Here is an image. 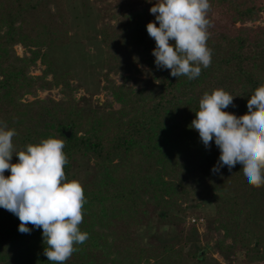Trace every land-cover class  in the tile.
Instances as JSON below:
<instances>
[{
    "label": "trees",
    "instance_id": "obj_1",
    "mask_svg": "<svg viewBox=\"0 0 264 264\" xmlns=\"http://www.w3.org/2000/svg\"><path fill=\"white\" fill-rule=\"evenodd\" d=\"M138 1V8L103 24L99 32L110 68L123 74L133 64L146 66L138 71L144 79L137 80L136 90L128 87L130 77L116 85L106 75L111 100L81 113L72 93L64 90L61 105L38 99L21 102L25 94L34 97L54 86L46 80L49 71L31 77L28 69L70 41L60 0H0V121L16 130L13 153L42 139H62L66 180L79 181L86 199L79 228L88 238L74 245L78 250L64 264H205L214 251L237 264L264 262V185H247L239 164L231 172L224 166L213 173L219 149L211 141L205 148L191 128L205 92L223 89L234 96L222 111L239 117L248 112L249 96L264 86V23L253 25L261 19L264 0H209L206 44L211 63L192 80L155 66V41L146 31L155 19L149 12L155 0ZM12 15L8 32H3L5 18ZM18 19L20 27L15 26ZM14 26L27 29L25 39L37 47L29 58H17L11 50ZM192 177L200 188L197 193L190 186ZM194 195L205 196V209L212 208V246L200 243L189 221L198 219L189 216ZM153 217L159 229L182 230L170 244L141 248L129 233L139 227L150 230ZM19 224L15 215L0 208V263L52 264L43 254L47 244L42 230L29 224L31 232L20 233Z\"/></svg>",
    "mask_w": 264,
    "mask_h": 264
},
{
    "label": "clouds",
    "instance_id": "obj_2",
    "mask_svg": "<svg viewBox=\"0 0 264 264\" xmlns=\"http://www.w3.org/2000/svg\"><path fill=\"white\" fill-rule=\"evenodd\" d=\"M209 8V0H155L149 9L155 19L147 23L146 31L155 41L151 54L158 69L192 80L210 65L212 51L206 44ZM249 97L248 112L237 117L222 111L232 105L234 96L223 89L205 92L191 128L205 148L211 141L219 149L213 173L224 166L231 172L239 164L244 182L259 188L264 185V86ZM16 135L14 128L0 121V208L19 219L20 233L29 234V224L41 229L47 244L44 256L52 264H64L78 250L74 245L88 238L79 228L86 203L83 188L77 180H66L63 167L68 161L62 139H42L14 154L12 138ZM13 156L16 163L10 162Z\"/></svg>",
    "mask_w": 264,
    "mask_h": 264
},
{
    "label": "rangeland",
    "instance_id": "obj_3",
    "mask_svg": "<svg viewBox=\"0 0 264 264\" xmlns=\"http://www.w3.org/2000/svg\"><path fill=\"white\" fill-rule=\"evenodd\" d=\"M138 2V0H60L62 15L64 14V22L67 26L66 34L70 41L64 47L48 50L50 55L46 58V62L43 63L39 58L36 60L35 65L30 66L28 69V74L31 77H39L42 73L49 71L45 77L54 86L49 91H38L34 97L25 94L21 102L32 103L38 99L40 101L51 100L55 104L61 105L65 99L64 90L72 93L76 110H82L81 113L86 112V110L93 111L102 106L108 99L111 100L106 90L109 87L105 79L106 75L116 85H121L123 79H129L128 77H130L128 87L137 90V80H142L145 77L144 74L138 71L146 70V66L133 64L131 71L123 74L112 70L109 65L111 59L109 60L107 57L106 47L100 41L102 35L99 30L103 24L114 23L129 8L133 10L138 8ZM12 18H14V15L5 18L6 24H3V32L5 29L6 33L8 32L7 26L10 22H13ZM14 22L16 27H20L21 19ZM263 23L264 11L261 14V19L253 23V25H263ZM15 26L13 28L15 30V42H13L11 50L14 51L17 58H29L37 50V47L25 39L28 36L27 29H19ZM233 26L238 28L240 24L233 23ZM38 45H41V43ZM41 51L46 52V47H42ZM113 108H117L115 103H113ZM90 163L92 164V161ZM194 179L192 177L190 186L197 193L199 192L197 188H200L194 182L196 180ZM205 183H208V181L205 180ZM206 195V198H209L210 194L208 192ZM204 198L205 196L203 195L200 197L194 195V198L192 197L193 201H190L192 208L189 211V216H198V219L190 217L189 221L194 223L200 243L204 244L206 241L208 246H212L215 242V236L210 233L212 220H209V216L212 208L205 209V204L202 203ZM149 226H152L153 229L148 230L139 227L136 231H131L129 233L130 240L138 243L141 248L146 249L172 243L178 236L179 231L182 230L179 228V230L172 232L169 229L165 231L159 229L155 224V219L149 223ZM200 257H202V254H200ZM205 264H237V262L231 258H224L217 251H214L207 254ZM257 264H264V262Z\"/></svg>",
    "mask_w": 264,
    "mask_h": 264
},
{
    "label": "water",
    "instance_id": "obj_4",
    "mask_svg": "<svg viewBox=\"0 0 264 264\" xmlns=\"http://www.w3.org/2000/svg\"><path fill=\"white\" fill-rule=\"evenodd\" d=\"M66 135H67V137H69L70 136V133L69 132H66Z\"/></svg>",
    "mask_w": 264,
    "mask_h": 264
}]
</instances>
